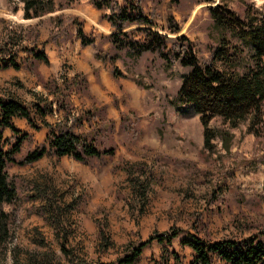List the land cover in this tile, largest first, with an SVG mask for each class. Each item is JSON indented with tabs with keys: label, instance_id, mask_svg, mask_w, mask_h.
<instances>
[{
	"label": "rangeland",
	"instance_id": "1",
	"mask_svg": "<svg viewBox=\"0 0 264 264\" xmlns=\"http://www.w3.org/2000/svg\"><path fill=\"white\" fill-rule=\"evenodd\" d=\"M53 1L54 12L25 19L20 0H0V57L14 54L23 72L0 81V95L21 100L40 126L14 121L21 132H31L16 160L48 143L45 121L57 131L70 128L101 149L114 147L115 153L87 164L49 153L32 164L9 165L19 197L0 206L12 215L0 228V264L115 263L151 234L173 228L180 232L172 244L153 241L135 264H175L173 251L180 264H190L194 252L181 242L191 234L221 240L264 230V132L256 137L241 125L233 129L229 149L215 140L216 151L209 152L199 114L176 101L187 69L166 68L158 55L146 54L116 65L141 77L148 88L114 78L94 57L96 50L114 52L103 11L89 0ZM220 1L239 14L247 3L264 7V0L141 3L155 17V29L175 37L167 30L170 8L180 34L193 41L205 61L218 42L208 6ZM79 27L94 39L92 45H82ZM33 50L44 51L49 64L34 59ZM35 103L52 106V113L42 117ZM210 125L219 127L221 120L214 117ZM3 138L9 148V128Z\"/></svg>",
	"mask_w": 264,
	"mask_h": 264
},
{
	"label": "trees",
	"instance_id": "2",
	"mask_svg": "<svg viewBox=\"0 0 264 264\" xmlns=\"http://www.w3.org/2000/svg\"><path fill=\"white\" fill-rule=\"evenodd\" d=\"M23 4V16L32 19L55 11L53 0H20ZM92 6L103 11L102 18L112 28L109 35L111 48L114 52L96 50L94 57L106 65L114 78H127L139 86L149 87L141 77L123 72L116 62L128 57L137 61L146 54L158 55L165 67L179 64L187 72L177 92L176 101L179 105H191L200 116L203 126L206 150L216 151L219 140L225 149L230 148L234 137L233 129L246 125V131L261 137L264 132V7L256 8L247 3L243 14L233 10L227 3L220 1L215 6H208L213 20V28L218 33L217 45L212 49L209 59L198 57L193 41L185 34H180L181 27L168 8L167 30L174 34L171 37L156 30L155 17L146 14L141 0H89ZM133 26H139L132 29ZM77 36L82 45L89 46L94 39L88 38L81 27ZM112 51V50H111ZM1 52V50H0ZM4 61L0 68L20 69L22 66L14 54L3 55ZM33 57L49 64V58L44 51L33 50ZM36 111L42 117L52 113V106L42 108L35 103ZM214 117H219L221 126L210 125ZM14 118L26 119L35 129L36 125L31 111L22 101L10 98L5 101L0 97V206L17 201L18 190L8 173L12 164H32L45 155L52 153L58 157L68 156L87 164L91 159H100L113 155L115 148L101 149L86 137L76 134L70 128L63 127L58 131L47 121L44 126L50 129L48 143L29 151L19 161L16 155L20 153L23 142L29 137L13 123ZM9 128L13 133V143L6 148L3 130ZM144 193V190L143 192ZM12 215L0 209V228L4 229ZM180 230L173 228L167 232H155L119 258L115 263L135 264L144 247L153 241L166 247L172 244ZM190 247L193 258L190 264H215L216 259L221 264H264V230L242 238H226L209 240L191 234L181 242ZM175 264H180L179 255L171 252ZM77 264H91L80 262ZM107 264V263H99Z\"/></svg>",
	"mask_w": 264,
	"mask_h": 264
},
{
	"label": "crops",
	"instance_id": "3",
	"mask_svg": "<svg viewBox=\"0 0 264 264\" xmlns=\"http://www.w3.org/2000/svg\"><path fill=\"white\" fill-rule=\"evenodd\" d=\"M18 62V61H17ZM20 64V62H18ZM96 66H99V63H95ZM22 66V65H21ZM0 71L3 72V73H0V81H6V79H9L10 77H19L20 73L23 74L22 72V67L20 69H14L12 67H9V68H0ZM88 80L90 81V78L88 77ZM93 84V82H90V85ZM129 87H133L132 85L129 86ZM132 91H135L137 92V90L133 87L132 88ZM0 97H2L5 101L9 100L10 98H14V99H18V98H15V97H4L2 95H0ZM19 100V99H18ZM21 101V100H20ZM113 116H117V113L116 112H112ZM16 119H20V118H14L13 119V123ZM24 133H31L30 131L29 132H24ZM43 158V157H42ZM41 158V159H42ZM62 158V157H60ZM76 161V160H75Z\"/></svg>",
	"mask_w": 264,
	"mask_h": 264
},
{
	"label": "built area",
	"instance_id": "4",
	"mask_svg": "<svg viewBox=\"0 0 264 264\" xmlns=\"http://www.w3.org/2000/svg\"><path fill=\"white\" fill-rule=\"evenodd\" d=\"M3 61H4V58L0 57V64H2Z\"/></svg>",
	"mask_w": 264,
	"mask_h": 264
}]
</instances>
